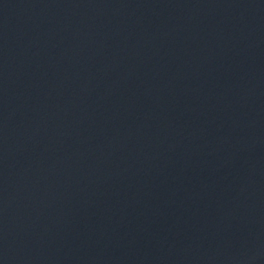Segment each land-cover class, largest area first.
<instances>
[{
	"label": "water",
	"instance_id": "1",
	"mask_svg": "<svg viewBox=\"0 0 264 264\" xmlns=\"http://www.w3.org/2000/svg\"><path fill=\"white\" fill-rule=\"evenodd\" d=\"M0 264H264V0H0Z\"/></svg>",
	"mask_w": 264,
	"mask_h": 264
}]
</instances>
